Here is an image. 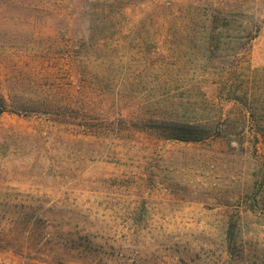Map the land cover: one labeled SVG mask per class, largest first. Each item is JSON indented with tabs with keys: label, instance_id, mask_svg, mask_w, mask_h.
<instances>
[{
	"label": "rangeland",
	"instance_id": "rangeland-1",
	"mask_svg": "<svg viewBox=\"0 0 264 264\" xmlns=\"http://www.w3.org/2000/svg\"><path fill=\"white\" fill-rule=\"evenodd\" d=\"M0 94V264H264V0H0Z\"/></svg>",
	"mask_w": 264,
	"mask_h": 264
},
{
	"label": "trees",
	"instance_id": "trees-1",
	"mask_svg": "<svg viewBox=\"0 0 264 264\" xmlns=\"http://www.w3.org/2000/svg\"><path fill=\"white\" fill-rule=\"evenodd\" d=\"M6 110V102L2 95L0 94V114L3 113ZM207 127V128H205ZM216 130L215 127L212 125H206V126H188V125H175L172 127L171 132L172 135L171 138H176L180 140H186V141H194V140H200L202 138H207L210 135L211 130ZM205 135L204 137H202Z\"/></svg>",
	"mask_w": 264,
	"mask_h": 264
}]
</instances>
